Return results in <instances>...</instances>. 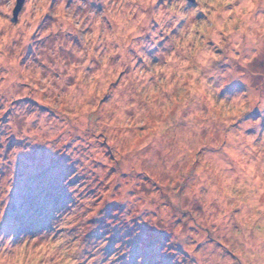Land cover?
Here are the masks:
<instances>
[{"label": "clouds", "instance_id": "obj_1", "mask_svg": "<svg viewBox=\"0 0 264 264\" xmlns=\"http://www.w3.org/2000/svg\"><path fill=\"white\" fill-rule=\"evenodd\" d=\"M0 264H264V0H0Z\"/></svg>", "mask_w": 264, "mask_h": 264}, {"label": "rangeland", "instance_id": "obj_2", "mask_svg": "<svg viewBox=\"0 0 264 264\" xmlns=\"http://www.w3.org/2000/svg\"><path fill=\"white\" fill-rule=\"evenodd\" d=\"M47 158L44 154L34 152L31 157L26 158L27 160H34V159H45ZM51 160V167L58 170V172L63 173L65 171L63 167V162L60 160H56L54 158H48ZM26 165L22 164V168ZM22 175V173H21ZM49 197L51 200V207H39L36 209L35 218L29 221L24 220H17L16 228L19 231H33L38 230L41 227L47 225L48 220L50 219L51 212L55 210V208L59 207L63 200L65 199L64 191L60 187L59 184V176L52 178L48 185ZM20 192L22 196L28 195L27 185L21 181L20 184ZM112 209L109 208L106 210V215H110ZM13 215H15V210H13ZM100 227L103 229V221L100 222ZM142 233L146 232L145 229H141Z\"/></svg>", "mask_w": 264, "mask_h": 264}]
</instances>
